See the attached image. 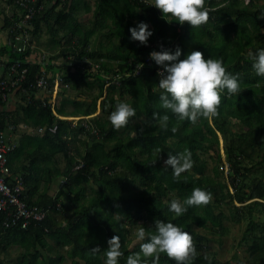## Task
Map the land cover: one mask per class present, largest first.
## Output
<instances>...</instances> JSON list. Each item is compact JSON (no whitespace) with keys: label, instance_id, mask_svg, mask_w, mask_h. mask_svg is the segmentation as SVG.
Segmentation results:
<instances>
[{"label":"trees","instance_id":"obj_1","mask_svg":"<svg viewBox=\"0 0 264 264\" xmlns=\"http://www.w3.org/2000/svg\"><path fill=\"white\" fill-rule=\"evenodd\" d=\"M17 1L6 0L15 11L5 16V27L19 20L22 8ZM152 3L36 0L35 7L44 8L32 20L31 35L39 39L45 27L55 49L52 55L39 63L31 60L37 48L19 54L9 45L0 46V56L9 58V66L18 63L28 68L14 94L22 95L23 102L9 112L14 96L10 97L1 103L2 114L11 115L16 126L44 128L42 135L28 129L19 133L21 140L9 165L24 179L28 204L48 211L43 222L26 230L5 227V215L0 213V264L11 257L13 248L20 250L16 264H66L68 259L71 264H105L104 249L113 235L121 237L120 264H126L127 256L140 247L138 243L129 248L132 230L143 224L151 233L156 219L171 220L192 234L197 255L191 264L214 263L205 253L212 238L198 229L223 235L225 219L236 224L247 221L241 242L248 245L252 264H264V222L253 219L257 207L264 208V76L256 73L249 56V50L264 47V5L259 0H205L210 18L193 27L168 21ZM87 14L92 19L82 21ZM139 21L153 29L148 44L131 39L130 28ZM100 37L107 44L100 43ZM161 45L172 51L179 46L181 59L194 50L202 51L205 58L222 57L228 71L239 73L240 93L229 95L225 90L215 116L192 122L170 113L168 126L163 127L152 116L166 111L159 103V65L154 62L140 75L133 74L152 46ZM42 70L59 81L54 109L51 95L39 100L40 90L31 89L36 72ZM107 80L111 84L106 88ZM48 82L53 88L55 78ZM122 100L137 112L126 125L115 128L109 115ZM74 117L84 118L76 123L67 119ZM234 120L240 132L232 130ZM156 147L162 151L159 157L153 151ZM181 151H191L193 166L177 178L164 160ZM208 154L214 161L213 175L207 174ZM257 160L260 166L250 164ZM81 162L83 167L74 171ZM58 179L66 181L52 196L50 188L60 183ZM197 186L213 193L208 204L188 206L178 216L169 211L171 199L183 200ZM97 246L100 249L94 251ZM146 259L151 264V258ZM159 264L176 261L161 253Z\"/></svg>","mask_w":264,"mask_h":264},{"label":"clouds","instance_id":"obj_2","mask_svg":"<svg viewBox=\"0 0 264 264\" xmlns=\"http://www.w3.org/2000/svg\"><path fill=\"white\" fill-rule=\"evenodd\" d=\"M152 5L160 9L168 21L188 22L193 27L208 22L210 7L205 0H153ZM131 39L142 44H148L153 35V29L146 21H139L130 28ZM182 49L177 46L175 51L160 46V50H152L150 58L162 66L158 70V85L162 89L159 103L165 109L163 113H152L154 120L168 126L170 113L178 119H188L195 122L199 117L215 116L219 112L222 93H240L241 80L239 73L228 71L223 58L209 56L205 58L200 50H194L181 59ZM252 67L260 76H264V47L249 50ZM137 109L127 101H120L110 112L109 119L115 128H120L136 115ZM154 152L161 154L156 147ZM164 165L172 169L179 178L182 173L193 166L191 151L169 153ZM213 193L202 187H194L191 194L183 200L173 198L169 202V211L180 215L188 211V206L206 205L212 199ZM136 239L142 241L139 250L127 256L126 264H159L161 253L174 258L176 264H191L197 255L193 236L182 226L171 220L156 219L154 230L149 233L143 224L136 229ZM147 237V238H146ZM99 246L93 248L99 250ZM105 264H120L124 255L121 237L113 235L108 239V247L104 249Z\"/></svg>","mask_w":264,"mask_h":264},{"label":"built area","instance_id":"obj_3","mask_svg":"<svg viewBox=\"0 0 264 264\" xmlns=\"http://www.w3.org/2000/svg\"><path fill=\"white\" fill-rule=\"evenodd\" d=\"M35 1L36 0H18L17 3L21 5L20 7L22 8L21 13H19V20L11 27H8L10 37L8 45L19 54L25 53L29 49H36V45L31 35V31L33 29L32 20L36 14L43 10L44 7H35ZM139 1L142 3H152V0ZM154 49L160 50V46H152L150 52ZM37 53L38 52L32 53L31 60ZM149 53L144 58V61L137 65L133 72L134 75H140L144 68L153 67L154 61L150 58ZM46 57V55H42V61ZM42 61L39 60L37 62L41 63ZM8 63L9 58L7 56H0V213L5 215V227L10 228L20 226L22 229L26 230L31 225L43 222L47 217L48 211L43 210L38 206H30L27 202L24 179L21 175L15 174L9 165L10 155L15 149L12 138L14 133L21 127H23V129H28L30 133H37L40 135L44 133V128L30 129L25 125L16 126L11 115L4 116L2 114L3 109L1 103L6 102L10 97H13L16 91L20 89V81L24 80L28 71V68L20 66L18 63L11 66H9ZM97 67L98 65H95L92 70L94 71ZM161 67L162 66L159 65L157 68V74ZM1 69H3L4 72L7 71L8 75L5 77L4 75H1ZM36 74L38 75V78H36L35 83L31 85V89L35 88L40 91H48L51 95L49 103L54 109L59 90V81L57 76L48 74L44 70L36 72ZM126 75L130 76L132 73H127ZM50 77L55 78V85L53 88L50 87L48 82V78ZM110 84L109 80H107L106 88ZM7 111L10 112L8 109ZM56 129L57 128L55 127L51 129V131L54 133L56 132ZM93 132L98 133L96 129H94ZM82 167L83 162L77 164L73 170L78 171ZM65 181L66 179H62V184H64Z\"/></svg>","mask_w":264,"mask_h":264},{"label":"rangeland","instance_id":"obj_4","mask_svg":"<svg viewBox=\"0 0 264 264\" xmlns=\"http://www.w3.org/2000/svg\"><path fill=\"white\" fill-rule=\"evenodd\" d=\"M91 4H94V0H89ZM261 5H264V0H259ZM14 9L12 6H9L6 3V0H0V11H2V14L0 15V19L2 21H5V16L8 14V12H12ZM15 11V10H14ZM92 19V14H87L81 17L82 21H89ZM4 28V29H3ZM1 30H7L8 31V26L5 27L3 26ZM1 32V31H0ZM9 33V31H8ZM2 34V33H1ZM35 40V41H34ZM38 53L33 56L32 61H42V55H52L51 52H54L55 49H53L50 46V36L46 32V28L43 27V31L41 33V37L39 39H33ZM261 41H259L260 43ZM100 43L107 44V40L104 37H100ZM38 55V56H37ZM37 56V57H36ZM62 62V60L57 61V63ZM93 93H96L97 90L94 89L92 91ZM41 93L40 96L49 98L50 93L48 91H40L39 94ZM74 96L75 92L72 93ZM77 97V96H76ZM79 97V96H78ZM86 99L84 97H81L80 99ZM12 109L15 110L20 103L23 102L22 100V95L14 96V100L12 101ZM101 100L98 102V105H100ZM81 118L84 117H74V118H67V119H73V122L76 123L78 122ZM90 118V117H88ZM87 119V117H85ZM138 119H134L133 121H137ZM232 130L237 133L242 130L241 126L234 120L233 121V126ZM77 147H79L81 150H83V146L81 144H78ZM221 154L224 153V143L223 140H221ZM210 155H206V159L208 161V168H207V174L213 175V167H214V161L210 159ZM223 161L225 162V159L223 158ZM259 160H257V163H252L250 162L251 165L255 166H260L258 164ZM264 166V165H263ZM227 171L228 168L227 166L224 167V177L227 178ZM261 175V173H259ZM264 176V175H263ZM251 177V176H250ZM60 183L57 185L60 187L61 185V180L58 179ZM230 191L233 193V189L230 187ZM246 191V188H245ZM250 203V202H249ZM254 202H251V204H254ZM238 205V204H237ZM225 210L227 213H229V206H224ZM258 211L254 213L253 219L255 221H262L264 222V208L262 206L257 207ZM68 217V216H66ZM60 221L64 224V218L59 216ZM247 221H243L240 224L233 223L230 219H225L224 220V225L227 229L226 233L223 235H218V234H211L208 233L207 230L205 229H198L202 234L208 235L210 238H212L211 243L207 246L205 253L207 255V260L208 262L214 261L213 264H252L251 261V255L248 250V245L246 243L241 242L243 233L247 227ZM136 229L132 230V235L130 238H132V243L130 245V249H133L135 245L138 243H142V241H138L136 239ZM20 255V250L17 248L12 249V255L8 259L3 260V264H16L17 258ZM66 264H71V259H68L66 261ZM84 264V263H81Z\"/></svg>","mask_w":264,"mask_h":264},{"label":"crops","instance_id":"obj_5","mask_svg":"<svg viewBox=\"0 0 264 264\" xmlns=\"http://www.w3.org/2000/svg\"><path fill=\"white\" fill-rule=\"evenodd\" d=\"M8 14H12V12H8ZM1 17V16H0ZM5 25V22L4 21H2L1 19H0V46H7L8 45V41H9V33H8V31L7 30H3L4 28H3V26ZM1 28H3L2 30H1ZM2 33V34H1ZM1 75H3V72L1 73ZM41 95V93L39 94H37V98L39 99V100H45V98L46 97H43V96H40ZM13 100H14V98H13ZM12 100V101H13ZM58 102V98H56V101H55V104ZM12 103L13 102H11V105H10V108L8 107V110H10V111H14L12 108ZM61 118H65V117H61ZM90 118H88L87 117V120H89ZM20 126H24L23 124H20ZM22 131H23V127H21L20 129H19V131L18 132H16V133H14V135H13V138H12V140H13V144H14V146L16 147L17 145H18V143L20 142V140H21V135L19 134V133H22ZM59 186L56 184V183H54V184H52V186H51V188H50V195H56L57 194V192L59 191Z\"/></svg>","mask_w":264,"mask_h":264}]
</instances>
